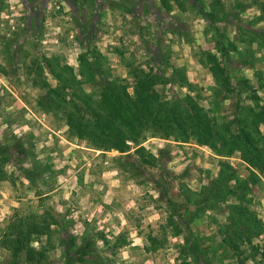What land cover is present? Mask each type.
I'll return each instance as SVG.
<instances>
[{
	"label": "rangeland",
	"instance_id": "374dc122",
	"mask_svg": "<svg viewBox=\"0 0 264 264\" xmlns=\"http://www.w3.org/2000/svg\"><path fill=\"white\" fill-rule=\"evenodd\" d=\"M0 264H264V0H0Z\"/></svg>",
	"mask_w": 264,
	"mask_h": 264
},
{
	"label": "trees",
	"instance_id": "16d2710c",
	"mask_svg": "<svg viewBox=\"0 0 264 264\" xmlns=\"http://www.w3.org/2000/svg\"><path fill=\"white\" fill-rule=\"evenodd\" d=\"M207 16L211 17V19H209L211 21V23H213L212 21H214L213 19V14L208 12L206 13ZM107 84L109 86H103L100 89L99 92V105H103V106H108V108L112 109L113 111H116L115 109V103H116V96L112 91V86L113 83L110 81L107 82ZM151 84H153V82H151ZM135 94H138L135 90L133 91ZM127 105L131 108L132 112H135L136 114H140L143 117H151L153 116V109H152V102H151V106L148 105L150 103V98L148 95H143L142 97H139L138 100L133 99L132 97L130 98L128 93H125V99H127ZM167 114L165 115L164 119L165 120L167 118V116H169V114L171 113V111L167 110ZM166 121V120H165ZM177 121V120H176ZM156 122V120L154 121V123ZM247 135V133H246ZM244 158H246V160H248L251 164L254 165H258L257 161H251L252 159H248V157L244 154L243 155ZM257 168H260V166H256ZM29 180H32L29 176H28ZM232 208H234V206H232ZM189 218H192V216H190ZM91 251V243H89V241H85L82 245H80V247L74 252V255L76 256V258L78 260H82L85 259L87 257V255L90 253ZM74 255L70 252L67 253V261L72 262ZM73 256V257H72Z\"/></svg>",
	"mask_w": 264,
	"mask_h": 264
}]
</instances>
